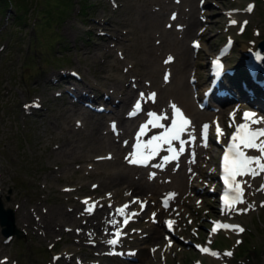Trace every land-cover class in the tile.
<instances>
[{
    "label": "rangeland",
    "instance_id": "rangeland-1",
    "mask_svg": "<svg viewBox=\"0 0 264 264\" xmlns=\"http://www.w3.org/2000/svg\"><path fill=\"white\" fill-rule=\"evenodd\" d=\"M153 1L0 0V199L4 208L14 211L15 225L23 231L21 237L15 234L6 237L0 226V264H264V191L259 190L264 184V173L255 178L246 177V203L240 207L253 203L255 207L232 218L227 216L239 223L244 232L219 229L210 235L209 230L210 217L225 218L218 213L217 195L213 192L219 151L212 141V117L226 123L229 112L235 109L237 119H241L248 107L255 108L250 105L252 102L245 98L241 99L243 101L230 99L225 100L221 109L201 110L207 116L196 126L190 111L171 90L163 95L162 91L157 92V88L150 86L151 78L143 75L144 70L137 64L142 60L148 70H163L158 79L163 86L171 85L175 46L163 44L158 31L160 28L168 30L172 43L176 37L189 48L190 64L182 79L189 84L188 96L197 108V97L208 82V78L205 83L198 82L203 76L199 69L204 66L203 74L209 76L210 57L230 37L233 48L226 58L227 66L234 67L235 72L238 70L236 79L243 73L248 49H256L257 42L264 38V0ZM249 1L255 4L251 11L246 6ZM190 3L194 4L198 24L196 30L185 37L181 32L186 24L181 17L185 12L188 16ZM154 11L164 15L160 21L163 24H155L156 27L154 21L148 25L149 13ZM233 18L237 23H231ZM105 21L110 22L106 27L110 29H105ZM175 30L181 35L172 34ZM193 40L200 44L198 49L191 45ZM149 47L151 56L145 52ZM169 56L172 60L166 63ZM154 58L158 62L155 66ZM61 72L78 74V79L72 75L66 78L75 81L79 91L88 85L94 87L95 90H88L92 96L109 93L110 85H124L127 81L135 84L127 109L134 107L133 99L138 97V90L145 92V109L140 115L130 117L137 121L126 136L110 131V122L117 124L118 118L111 110L116 106L100 98L94 103L95 107L102 104L106 108L102 113L93 112L105 116L101 119L102 135L115 138L113 141L125 150L123 155L116 156L109 148L98 147L91 138V125L81 116L69 115L66 108L75 104L68 99L71 90L74 96L78 95L76 89L64 80L61 87L50 84L52 76ZM138 73L143 75L141 81L148 87L136 82ZM126 88L133 89L128 85ZM239 88L242 89L241 83ZM252 89L259 97V104L264 105V88L255 85ZM150 93H156L155 101L147 98ZM34 102L40 104L41 109L34 106ZM171 104L183 107L194 124L183 136L188 143L182 157L164 163L162 158L169 155L166 146L148 167L129 163L126 157L134 151L139 128L148 120V113L154 111L169 116ZM31 108L33 112L27 113ZM129 109L125 116L133 112ZM257 109L254 111L264 115V109ZM204 124L209 125L206 146L202 136ZM73 127L79 134L65 141V137L73 133L70 132ZM158 131L150 126L143 139H150ZM190 135L195 136L194 141ZM174 145L179 146L177 142ZM60 146L69 147L63 156L57 153ZM86 198H90L88 204L84 203ZM136 198L145 199L148 207L123 229L117 245L107 243L111 231L105 228L96 236L85 230L87 219L95 223L101 219L108 222L117 216L119 220L120 216L113 215L114 210ZM165 200L169 203L167 207L161 204ZM93 202L96 212L89 214L86 208ZM129 207L130 212L138 211V203ZM153 213L157 222L152 221ZM64 214L79 220L65 218ZM165 217L174 220L173 235L162 223ZM190 241L209 243L219 255L198 251ZM245 244L252 249L255 247L250 257L249 251L248 255H239L241 245ZM126 250L132 251L126 255ZM227 252L232 255H225Z\"/></svg>",
    "mask_w": 264,
    "mask_h": 264
},
{
    "label": "snow or ice",
    "instance_id": "snow-or-ice-1",
    "mask_svg": "<svg viewBox=\"0 0 264 264\" xmlns=\"http://www.w3.org/2000/svg\"><path fill=\"white\" fill-rule=\"evenodd\" d=\"M248 11H251V6H249ZM175 17H173L174 19ZM231 23L235 24L237 21L232 20ZM245 24L247 21L244 22ZM198 47V42H196ZM260 58L259 56L257 57ZM172 60V57L169 56V62ZM218 69L222 66L217 62ZM168 74L165 75V80L167 81ZM141 99L145 98L144 93L140 94ZM156 93L148 94V99L155 100ZM172 109V115L170 123L167 125L162 123V121L168 120L169 117L166 113L158 114L157 112L150 111L148 113V120L143 123L136 137V144L134 145V151L129 154L128 162L131 164L147 165L149 162L156 156H158L162 149L167 146V151L169 155L164 156L163 160L169 162L172 160H178L179 156L185 151V145L188 143L187 140L183 139L185 133L190 131L191 120L184 114L182 109L176 104L170 105ZM142 110V105L138 101L134 105V110L130 115H135L138 111ZM234 118V114H233ZM234 123V119H233ZM264 117H258L257 114L253 111H244L242 116V122L235 124V131L230 137L229 144L226 147V150L222 157V167H223V182L227 187V190L223 197V203L226 210L228 211H239L247 212L250 208H254L255 204H250L249 207L237 209L235 206L237 204L246 203L244 200L245 188L244 184L247 181L243 179H238V177L243 178L245 176H251L255 178L256 176L264 173ZM151 128L162 129L156 135H153L150 139L144 140L143 137ZM232 126V125H230ZM113 129H115V123L113 122ZM209 125L204 124L202 126V136L205 141V146L207 143ZM216 132L218 135L222 134V130L217 124ZM192 141L195 140L194 135H190ZM174 142H179V148L174 145ZM255 151L258 155H250L249 151ZM110 158V157H108ZM99 159V158H98ZM194 159V153H193ZM161 165H157L160 167ZM154 175V173L152 174ZM95 187V186H94ZM250 187V185H249ZM261 191H264V184L260 186ZM111 194H109L110 196ZM90 198H86L84 203L88 204ZM131 203H139L141 210H143L146 201H139V198H136ZM264 203V202H262ZM165 207L168 205V201H164ZM96 206V203L93 202L89 207L86 208V211L91 214ZM111 206V205H110ZM129 204H124L123 206L116 209L115 215L123 217V225H120V222L115 218L109 220V223L115 228L113 233L114 238L107 241L110 245H116L119 241V238L122 235V227L126 226L129 220L137 215L136 212H127ZM155 217V213H153ZM173 221H168L167 225L171 228ZM214 228L212 232L217 231L220 228L233 229L240 233L244 232V228L239 225L224 224L221 222H214ZM237 243H240L237 241ZM199 247V246H198ZM205 253L210 252V249L207 247L201 248ZM155 251V249H153ZM213 256H218L219 253L212 251ZM225 255L231 256V252L225 253ZM7 258H5L6 260Z\"/></svg>",
    "mask_w": 264,
    "mask_h": 264
},
{
    "label": "bare ground",
    "instance_id": "bare-ground-1",
    "mask_svg": "<svg viewBox=\"0 0 264 264\" xmlns=\"http://www.w3.org/2000/svg\"><path fill=\"white\" fill-rule=\"evenodd\" d=\"M155 1V0H154ZM153 1V2H154ZM157 1V0H156ZM165 1V0H164ZM169 1V0H168ZM193 1V0H192ZM152 2V3H153ZM159 2V1H158ZM188 2H191V1H189L188 0ZM155 3V2H154ZM192 3V2H191ZM190 3V4H191ZM157 4H159V3H157ZM161 4V3H160ZM164 4V3H163ZM180 8V10L182 11V7L180 6L179 7ZM175 9V8H174ZM117 10V9H116ZM115 10V11H116ZM162 10V9H161ZM195 11V7H194V4H191L190 5V7H189V9H188V12H189V14H188V16L186 15V12L182 15V19H184V23L186 24V25H184L183 26V31L181 32L185 37L186 36H188V35H191V33L194 31V30H196L195 29V27H196V25L198 24V21H197V19H196V17L194 16V12ZM164 12H165V10H164ZM122 13V12H121ZM118 14V13H117ZM165 14V13H164ZM172 14V13H171ZM179 15V14H178ZM163 14H161L160 12H158V11H154L153 13L151 12V13H149V20H148V25H149V23L151 22V24H152V22L154 21V26H155V24H156V26L157 25H159L160 23L161 24H163V22H160V21H163ZM132 17V16H131ZM162 17V18H161ZM177 17V16H176ZM124 18V17H123ZM161 19V20H160ZM234 19V18H233ZM125 20V19H124ZM130 20V19H129ZM165 20V19H164ZM177 20V19H176ZM181 20V19H180ZM234 20H236V19H234ZM114 21V20H113ZM166 21V20H165ZM170 21V20H169ZM132 22V21H131ZM174 22V21H173ZM177 23V22H176ZM182 23V22H181ZM105 29H110L109 27L108 28H106L107 27V25L109 26V24H110V22L109 21H105ZM120 24V23H119ZM175 24V23H174ZM155 26V27H156ZM175 26H176V24H175ZM130 27V26H129ZM134 27V26H133ZM178 27V26H177ZM135 28V27H134ZM133 28V29H134ZM159 28V27H158ZM181 28V27H180ZM159 32H161V40H162V43L163 44H166L167 45V47L168 46H175V53H174V56H175V59L173 60V65H172V75H170V80H172L171 81V85H169V84H167L166 83V86H163L162 85V83L160 82V80L158 79V77H159V72H161L162 71V73H163V70H154V68L153 69H151V70H148L146 67H144L143 66V63H142V60L141 61H137V64H139V69H143L144 71L142 72V74L143 75H148L150 78H151V83H150V86L152 85L154 88H155V90H156V88L158 89V91L157 92H159V91H162V93H161V95H163V93H165V92H168V91H170L171 90V93L172 94H174L175 95V97L176 98H178L179 99V101L182 103V105H183V107H185V108H187L189 111H190V113H191V115L194 117V120L195 121H193V119H192V121L193 122H195L196 123V126H197V122L200 120H203V118H205L206 116H207V114L206 113H204V112H202L201 110H199L198 108H194V104H192V99L188 96V93H189V88L190 87H188V85L189 84H187V81L186 82H184L183 81V79H182V75L184 74V73H186L187 72V68H188V65L190 64V57H189V48L184 44V42L181 44L180 42H179V39H177L176 37L173 39V43L171 42V39H170V35H168L167 33V31L168 30H164V29H162V28H160V30H158ZM157 31V32H158ZM131 32V31H130ZM127 33H128V31H127ZM181 33L179 32V31H173V33L172 34H174L175 36H176V34H177V36H180L181 35ZM114 34V33H113ZM160 34V33H159ZM158 34V36H160ZM124 35V34H123ZM133 35V34H132ZM156 35V34H155ZM182 35V36H183ZM131 36V35H130ZM155 38V37H154ZM112 40H114V39H112ZM158 40V39H157ZM110 42V41H109ZM121 42V41H120ZM118 43V42H117ZM154 44V43H153ZM161 45V44H160ZM165 45V46H166ZM188 45V44H187ZM149 46V45H148ZM109 48H110V46H109ZM152 51V48H147L146 49V51L145 52H147L146 54H147V56H149L150 55V52ZM157 51V50H156ZM173 51V50H172ZM231 50H229V52H230ZM107 52V51H106ZM158 52V51H157ZM156 52V53H157ZM228 52V53H229ZM155 53V54H156ZM168 53V52H167ZM227 53V54H228ZM246 53V52H245ZM154 54V53H153ZM161 54V53H160ZM164 54V53H163ZM151 56V55H150ZM262 56H264L263 55V53L260 55V58L262 57ZM159 57V56H158ZM157 57V58H158ZM244 57H246V56H244ZM86 58V57H85ZM164 58V57H163ZM106 59V58H105ZM138 59V58H137ZM155 59V62H154V66H155V63H158L157 61H156V58H154ZM247 59H250V57L249 58H247ZM259 60V59H258ZM146 61H148V58L146 59ZM259 62L260 63H263L264 64V62L262 61V59H260L259 60ZM152 63H153V61H152ZM147 64V66H148V63H146ZM132 67V66H131ZM165 68V67H164ZM121 69V68H120ZM131 70V69H130ZM135 70V69H134ZM192 70V69H191ZM261 70V69H260ZM260 70L259 69H256V71H255V73H254V75H253V78L254 79H256V80H258V79H260L261 77L262 78H264V72H263V70H261L262 72H260ZM101 71V70H100ZM140 71V70H139ZM135 72V71H134ZM141 72V71H140ZM204 66H202V69H199V74H201V75H203V76H200L201 78H200V80L198 81L199 83H205L206 81H207V78H209V76H205L204 74ZM61 74V75H60ZM60 74H58V75H53L52 76V82L50 83L52 86H58V87H61V82L64 80V81H66V82H70V86L71 85H73L72 87H74V89H76V91H77V93H78V95H75V99H74V95L72 96V97H69L70 99H68V100H70V102H71V104H75V105H72L73 107H71V108H66V109H68L67 111H69V115L71 116V115H78V116H81V119H85V122H86V124H88V125H91V130H92V134H91V138L93 139V141L94 142H96L97 143V145H98V147L100 146H103V147H107V148H109V151H113V153L116 155V156H121V155H123V153H125V150L120 146V145H117L113 140L115 139V138H113L112 136H110V135H102L103 134V132L101 131V129H100V126H101V123H102V117H105L104 115H102V116H97V115H94V113H93V111L92 110H89V109H86V107H84V106H82V100L83 99H92V100H98L99 98L100 99H104V100H107L110 104H113L114 106H116V109L115 110H113V108L111 109L112 110V113L114 114V115H116V117L118 118L117 119V127L119 128V135L120 134H122L123 136H126V135H128L129 133H130V129H131V126H133L132 124L135 122V121H137V120H133V119H130V117H132L133 115H128V116H125V114L127 113V106H128V103H130V101L132 100L131 99V95H132V93H133V91H134V87H135V84H131V83H129V81H127V82H125L124 83V85H117L116 86V84H114L115 86H113V85H110V90H109V93L108 92H102L101 94H95L94 96H92L91 94H90V92L88 91V90H90V89H92V90H95L94 89V87H92L91 85H86L88 88H85V87H83V89L81 90V91H79V90H77V86H76V83H75V81H72V80H70V79H68V77L66 78V76L67 75H69V77L71 76V74L70 73H65V72H61ZM129 74V73H128ZM128 74H123V75H128ZM139 74V76L137 77V80H136V82L138 81H140L139 82V84H141V83H143V84H146L145 82H142L141 80H142V77H143V75L142 74H140V73H138ZM196 74V73H195ZM119 75V74H118ZM188 75V74H187ZM117 76V75H116ZM137 76V75H136ZM147 76V77H148ZM233 76H235V77H233ZM236 74L234 75H232V77L235 79V80H237V82H238V80L239 79H236ZM71 77H74L73 75L71 76ZM76 77V76H75ZM149 77H148V79H149ZM112 78V77H111ZM110 78V79H111ZM126 78V77H125ZM189 78V77H188ZM51 79V78H50ZM67 79V80H66ZM76 79H78V77L76 78ZM109 79V80H110ZM129 79V78H128ZM108 80V81H109ZM105 82H107V81H105ZM228 82V80H226L225 81V83L223 84V86H222V90H227V88H228V85L229 86H233V87H235V88H233V90H237L239 93H241L242 94V96H243V98H245V99H248L250 102H252V99H254V100H256V101H258V99H259V97H258V95H257V93L255 92V90H253L252 88L253 87H255V85H254V83H252V84H248V89L247 90H244V91H242L240 88H239V85L238 84H236L235 85V83L232 81V82H229V83H227ZM239 83V82H238ZM105 84V83H104ZM66 85H67V83H66ZM84 85V84H83ZM126 85H128V86H130V87H132L133 89H127L126 88ZM49 86V85H48ZM146 86L148 87V85L146 84ZM68 87V86H67ZM72 87H70L69 88V90H71L72 89ZM144 87H145V85H144ZM152 87V88H153ZM48 88V87H47ZM151 88V89H152ZM261 88H264V87H261ZM103 89V88H102ZM147 89V88H146ZM201 89V88H200ZM64 90L65 91H67L68 90V88H64ZM103 91V90H102ZM229 91L230 92H232V90L231 89H229ZM252 92V93H251ZM255 92V93H254ZM71 93H72V90H71ZM93 93H95V91L93 92ZM169 93V92H168ZM253 94V96H251ZM57 95H60V93L58 94L57 93ZM189 95H191V93L189 94ZM124 96V97H123ZM213 96H215V95H212L211 94V96L210 97H213ZM43 97V96H42ZM121 97V98H120ZM231 98H229V97H227V100H230ZM160 100V98H159V93H158V101ZM95 101H94V103H95ZM158 101H157V103H158ZM50 102V101H49ZM258 102H260V101H258ZM35 103V102H34ZM76 103H80V105L81 106H79V105H77ZM48 104V103H47ZM51 104V103H50ZM64 105V104H63ZM98 105V104H97ZM181 105V106H182ZM260 105V104H259ZM40 107H42L41 105L40 106H38V108H40ZM64 107V106H63ZM33 108H35L34 106H33ZM59 108V107H58ZM260 108H262V109H264V105H260ZM41 109V108H40ZM52 109V108H51ZM62 109V108H61ZM185 110V109H184ZM52 111V110H51ZM61 111V110H60ZM66 111V110H65ZM222 111V110H221ZM33 112V110H32V108L30 109V110H27V113H32ZM132 113V112H131ZM65 115V114H64ZM63 115V116H64ZM32 116V115H31ZM44 116V115H43ZM67 116V115H66ZM260 116L261 117H264V115H261L260 114ZM73 117V116H72ZM46 118V117H45ZM73 118H75V120H76V117L74 116ZM79 118V117H78ZM211 118V117H210ZM66 119V118H65ZM73 120V119H72ZM78 120V119H77ZM192 122V123H193ZM65 123V122H64ZM57 124V123H56ZM71 124V123H70ZM140 125V124H139ZM194 125V124H193ZM192 124H191V126H193ZM76 126V125H75ZM190 126V127H191ZM261 126H264V125H261ZM70 127L72 128V126L70 125ZM192 128V127H191ZM68 129V128H67ZM99 129H100V131H99ZM133 129V128H132ZM63 130V129H62ZM70 132H73V133H70ZM70 134H69V136H64L65 137V141L67 140V139H69V138H71L72 136H74V135H78L79 134V131L78 130H75V128L73 127V129H71L70 130ZM81 132V131H80ZM66 133V132H65ZM91 133V132H90ZM196 133V132H195ZM83 134V133H82ZM132 134V133H131ZM189 134V133H188ZM82 136V135H81ZM147 136V135H146ZM146 136H144V137H146ZM68 137V138H67ZM57 138V137H56ZM80 138V137H79ZM86 138V137H85ZM73 139V138H72ZM83 139H84V137H83ZM80 140V139H79ZM79 140H78V142H79ZM82 141V140H81ZM86 141V140H85ZM61 142V141H60ZM69 142V141H68ZM74 142V141H73ZM87 143H89V142H87ZM91 143V142H90ZM71 144V143H70ZM69 145V144H68ZM76 145V144H75ZM97 145H95V147L97 146ZM79 146V145H78ZM69 148V147H68ZM68 148H66V147H62V146H60V148H59V150L57 151V153L58 154H60V155H65L66 154V151H67V149ZM70 148H72L71 146H70ZM81 148V147H80ZM104 148V149H105ZM76 149V148H75ZM77 150V149H76ZM77 152H78V150H77ZM73 153V152H72ZM57 154V155H58ZM61 157V156H60ZM73 157H75V156H72V158ZM94 157V156H93ZM65 158V157H64ZM63 158V159H64ZM120 159V158H119ZM91 160V159H90ZM89 160V161H90ZM93 160H95V158H93ZM99 160V159H98ZM66 161V160H65ZM83 168V167H82ZM101 175V174H100ZM60 177V176H59ZM63 178V177H62ZM108 179V178H107ZM114 179V178H113ZM112 179V180H113ZM106 180V179H105ZM111 180V181H112ZM80 186V185H79ZM85 186V185H84ZM79 188V187H78ZM79 190V189H78ZM88 191V190H87ZM71 192V191H70ZM76 193V192H75ZM98 194V193H97ZM96 212V210H94V213ZM109 214V213H108ZM65 215V218H76V220L78 219L77 217H73L72 215H68L67 216V214H64ZM63 215V216H64ZM102 215V214H101ZM110 218V217H109ZM79 220V219H78ZM83 224V223H82ZM48 227V226H47ZM84 227H85V230L87 231V232H89L88 234L89 235H97V234H99L100 233V229H102V230H107V231H110L112 228H114L110 223H109V220H108V222H105V221H103L102 219H101V221L100 222H94V221H89L88 219L85 221V223H84ZM105 228V229H104ZM117 245V244H116Z\"/></svg>",
    "mask_w": 264,
    "mask_h": 264
},
{
    "label": "water",
    "instance_id": "water-1",
    "mask_svg": "<svg viewBox=\"0 0 264 264\" xmlns=\"http://www.w3.org/2000/svg\"><path fill=\"white\" fill-rule=\"evenodd\" d=\"M257 57L263 53L264 55V39H262L257 46ZM264 62V56H262ZM0 226L4 236L16 235V237L23 236V231L19 230L15 225V215L11 208H4L0 199Z\"/></svg>",
    "mask_w": 264,
    "mask_h": 264
},
{
    "label": "trees",
    "instance_id": "trees-1",
    "mask_svg": "<svg viewBox=\"0 0 264 264\" xmlns=\"http://www.w3.org/2000/svg\"><path fill=\"white\" fill-rule=\"evenodd\" d=\"M255 247H253V249L252 248H249V247H247L246 246V244L245 245H241V248H240V253H239V255H248V251H249V257H250V253H254L255 252Z\"/></svg>",
    "mask_w": 264,
    "mask_h": 264
}]
</instances>
